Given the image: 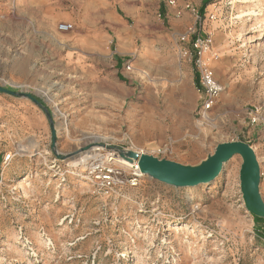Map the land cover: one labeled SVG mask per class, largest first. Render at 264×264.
I'll return each instance as SVG.
<instances>
[{
    "label": "rangeland",
    "instance_id": "1",
    "mask_svg": "<svg viewBox=\"0 0 264 264\" xmlns=\"http://www.w3.org/2000/svg\"><path fill=\"white\" fill-rule=\"evenodd\" d=\"M104 1L111 13L102 7L100 23L83 33L71 22L41 26L48 3L74 14L72 0H0V87L35 97L56 137L52 146L41 108L0 93V264H264V223L244 207L239 156L209 184L174 188L143 176L112 197L95 190L86 164L73 165L113 147L193 166L217 144L244 142L263 196L264 121L249 116L254 108L264 116V0ZM59 24L73 29L62 34ZM207 37L206 63L222 91L200 126V94L176 89L174 52ZM79 38L99 47L94 60ZM146 45L155 56H140ZM112 79L126 94L103 95ZM172 106L178 111L163 112Z\"/></svg>",
    "mask_w": 264,
    "mask_h": 264
},
{
    "label": "water",
    "instance_id": "2",
    "mask_svg": "<svg viewBox=\"0 0 264 264\" xmlns=\"http://www.w3.org/2000/svg\"><path fill=\"white\" fill-rule=\"evenodd\" d=\"M0 93L28 99L41 108L48 120L52 146L54 145L56 137L52 116L35 97L28 93L14 92L2 87H0ZM107 149L126 161L137 163L143 176L174 188H190L209 184L219 175L229 160L234 156H239L242 160L239 170V187L244 207L255 218L264 220V199L259 189L260 166L253 148L244 142L217 144L211 155L193 166L159 159L136 151H124L113 147Z\"/></svg>",
    "mask_w": 264,
    "mask_h": 264
},
{
    "label": "built area",
    "instance_id": "3",
    "mask_svg": "<svg viewBox=\"0 0 264 264\" xmlns=\"http://www.w3.org/2000/svg\"><path fill=\"white\" fill-rule=\"evenodd\" d=\"M71 24H59L58 32L65 34L72 31ZM212 41L207 38H194L192 43L193 51L179 49V57L192 63L195 67L197 84L196 90L200 94L198 107L195 110L197 122L204 126L211 121V112L216 105L217 97L222 87L215 80L212 69L206 63L205 55L210 49ZM249 121L257 125L264 121L260 108H254L250 113ZM117 154L108 151L94 156L85 166L84 172L91 180L92 186L105 197L117 195L124 188H135L138 186L143 175L135 166H126L118 162ZM10 156H7V160ZM262 175V173H261ZM264 199V195L262 196Z\"/></svg>",
    "mask_w": 264,
    "mask_h": 264
},
{
    "label": "crops",
    "instance_id": "4",
    "mask_svg": "<svg viewBox=\"0 0 264 264\" xmlns=\"http://www.w3.org/2000/svg\"><path fill=\"white\" fill-rule=\"evenodd\" d=\"M34 1H37V0H34ZM55 6L56 5L54 6L49 5L48 3L44 7V13H45L44 17H46L44 21L46 22V26L43 24L41 26L48 27L49 29H53L56 22H71L74 24L76 32L87 33L93 30L97 26V24L100 23L102 7L105 8L107 12L111 13L110 5L107 4L104 0H72V6L76 9L75 11L76 13L74 14H71L68 12H63V13L56 12L54 9ZM113 20H115L116 23H118L117 19H113ZM76 44H77V48L81 52H83L82 54L85 53L86 57H90L89 59L94 60L98 56L99 47L95 43L93 44L91 48H89L87 46L86 40L84 38H79L76 40ZM132 50H133V46L132 44H130L128 48H124L122 51H124L125 53H128ZM178 51L174 52V56L180 65L181 75L179 77V82L176 86V89L178 87V92L181 93L182 88L187 87L190 93L194 95V99H195L197 97V92H196V77L197 76L193 74L192 69L190 68V63L186 61L185 59H181L179 57ZM140 56L147 59L150 56H155V54H152L151 51H149L148 46L146 45V46H143V48H141ZM76 63L78 67L80 68L82 67L81 70L82 72H84V74H91V75L97 76L95 67L89 64L88 61H82V60L77 59ZM111 82H112L111 85H108L107 88L102 87V91H104L103 95H105V97L117 98L119 96L126 94L124 88L121 86L120 80H118V82H115V79H112ZM166 108L167 110L164 109L163 112L178 111L179 106H172L171 108L169 107H166ZM153 109H156V108H151V110ZM153 112L155 111L153 110ZM144 120L146 121V123L152 122L153 116L150 114V110L147 111V114L145 115ZM148 123L143 128L146 134L151 133Z\"/></svg>",
    "mask_w": 264,
    "mask_h": 264
},
{
    "label": "bare ground",
    "instance_id": "5",
    "mask_svg": "<svg viewBox=\"0 0 264 264\" xmlns=\"http://www.w3.org/2000/svg\"><path fill=\"white\" fill-rule=\"evenodd\" d=\"M93 151H97V149H95V150H93ZM139 153V152H138ZM140 153H143V151H141ZM89 155H85V156H83L82 158H80L81 159V161H80V159H79V162L78 163H73V165H79V164H82V165H85V164H87L88 163V160H89V158L90 157H88ZM116 159L118 160V162H120L121 164H123V165H126V166H135L137 163H135V162H129V161H126L125 159H123V158H120V157H118V156H116Z\"/></svg>",
    "mask_w": 264,
    "mask_h": 264
},
{
    "label": "trees",
    "instance_id": "6",
    "mask_svg": "<svg viewBox=\"0 0 264 264\" xmlns=\"http://www.w3.org/2000/svg\"><path fill=\"white\" fill-rule=\"evenodd\" d=\"M205 3H206V2H205ZM193 39H194V38H193ZM254 219L256 220V222L264 223V220H262V219L255 218V217H254Z\"/></svg>",
    "mask_w": 264,
    "mask_h": 264
}]
</instances>
